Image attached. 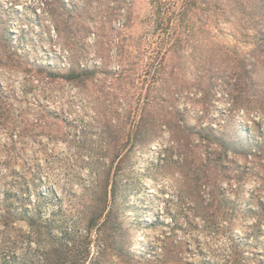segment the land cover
<instances>
[{
    "label": "rangeland",
    "instance_id": "1",
    "mask_svg": "<svg viewBox=\"0 0 264 264\" xmlns=\"http://www.w3.org/2000/svg\"><path fill=\"white\" fill-rule=\"evenodd\" d=\"M116 4V0H0V41L5 39L15 53L0 63V264H45L54 244L67 250L66 264L96 256L106 247L111 248L107 256L112 264H166L165 257L171 260L169 249L179 241L184 244L183 264H211L207 262L219 261L233 239L241 242L249 261L259 264L264 252V185L251 169L264 159L231 155L225 161L235 174L219 181L236 205L230 228L225 223L209 228L201 222L187 224L184 205L192 197L184 185L178 152L169 150L173 135L166 116L171 100L154 106L159 97L153 79L143 76L140 67L147 59L136 74H120V45L127 43L129 54L139 55L135 45L144 31L140 19L127 31L120 29L126 18L122 15L98 28ZM149 4L134 0V14L142 17ZM230 5L234 20L241 18L237 3ZM122 6L126 9L125 3ZM224 21L213 34L221 47H228V60L235 66V54L239 59L253 56L259 35L251 30L245 36ZM4 50L0 42V52ZM200 54L188 51L178 73L189 89L178 93L175 103L190 124L225 126L229 131L235 124L238 134L252 132L256 141L264 139L261 102L251 113L231 112L221 71L209 74L202 66L207 59L199 68L195 56ZM71 66L93 69L92 77L59 78ZM260 71L256 79L263 83L264 68ZM145 116L150 123L138 133ZM153 118L157 122L152 125ZM121 145L126 148L118 153ZM211 150L200 144L204 165L197 167L208 165ZM241 171L250 172L247 180L238 181ZM109 174L107 194L102 184ZM97 216L100 224L92 223L87 238ZM107 218L110 224L100 228Z\"/></svg>",
    "mask_w": 264,
    "mask_h": 264
},
{
    "label": "trees",
    "instance_id": "2",
    "mask_svg": "<svg viewBox=\"0 0 264 264\" xmlns=\"http://www.w3.org/2000/svg\"><path fill=\"white\" fill-rule=\"evenodd\" d=\"M232 1L227 0V3L224 4L221 0H149V8L141 17V15L134 14V0H116L117 4L110 9L109 15L104 19V24L102 27L100 25L98 27L101 29L104 28L105 23L112 24L117 16L122 15L123 17L126 16V18L120 25V29L127 31L132 29L135 24H139L138 20L140 19V25L143 26L144 31L143 36L137 38L138 43L135 45L139 48V55L132 57L127 50V43H122L120 47L123 61L120 74L130 77V72L136 74L141 67L142 75L145 77L151 76L153 79L154 91L157 93L156 97H159V101L155 102L154 106L162 105V101L167 100L165 98L169 97L171 100L168 110L169 115L166 116L170 123L171 137L173 135V143L169 150L178 152L177 157L180 168L186 175L184 185L188 187V194L192 198H190L191 200L188 204L184 205V210L186 213L185 221L190 226L201 222L205 228H209L211 225L225 227V223L230 228L235 216L236 205H234L235 203L232 199L222 192L219 187L221 185L219 181L222 177L232 179L235 174L225 161L231 155L243 156L246 159L251 158L254 161H256L255 159H264V139H262V136L259 141H256L255 138H252V132L244 131L243 134L241 132L238 134L240 129L235 124L233 131H229L225 126L216 128L214 126L204 127L202 124L199 126L190 124L187 114L175 103L176 95L189 89V82L182 80L178 74L182 72L183 57L190 50L193 53L201 51L200 55L195 56L199 62L198 67L200 68V64L207 59L202 66H205V70L209 74L216 70L221 71V80L229 88L228 95L231 100V112L244 110L251 113L252 107H255L253 105H260V101L261 106L258 109L264 115V82L260 83L256 79V73L261 72V67L264 68V0H258L256 3H254V0H234L235 4L237 3L238 5L239 11L243 13L242 17L237 18V20H234L236 17L235 10L230 5ZM122 3L126 4V9L123 8ZM248 8H252L253 11L250 12ZM223 20H225L224 22L235 24L236 28L245 36H248L251 30L259 35L258 41H256L257 47L250 59L247 57L239 59L235 52L233 53L235 54V66L228 60V56L231 55L227 51L229 50L227 49L228 47H221L216 42L213 34L215 33L214 30L221 26ZM2 40L5 41V39ZM4 41H0L5 49V52H0V63L4 59L14 58L13 54H15L13 52L11 54L9 44L7 42L4 43ZM181 57L182 59L179 62H175V59H180ZM145 59H147L146 65L138 67L142 64L141 61ZM209 61L211 62L210 64ZM43 68H47V66L43 65ZM68 70V73H59V78L85 80L91 78L93 72V69L91 70L87 66L79 69L71 66ZM233 70H238L239 72L233 73ZM229 75L231 77L227 79ZM179 87L183 89L179 90ZM187 91L190 92L189 90ZM256 94L262 97L256 98ZM159 114L163 115L161 112ZM142 120L138 133H143L150 123L146 116ZM155 120L153 118L152 125ZM262 129L264 134V121ZM200 144L207 147L212 146V150L205 160L208 165L204 168L196 166L197 163L202 162L201 164H203ZM125 148L126 145H121L117 148V152L119 153ZM258 163L259 166L251 169V171L256 175L260 183L264 185V161ZM247 173L250 174V172ZM247 173L245 171L239 172L238 181L243 178L247 180ZM110 177L111 174L107 177L108 182L102 184L107 194L110 192ZM208 187L211 188V196L206 199L204 194L207 192L206 189ZM261 209L264 210V207ZM100 217H93L87 238L91 236L92 223L93 225L100 224L98 222ZM260 219L262 220V218ZM175 220L177 219L175 218ZM197 220L199 221L197 222ZM109 224L110 221L107 218L99 227L102 228ZM109 231L110 238H114V233L111 230ZM231 243L232 245L227 248L228 251L222 255L219 261L209 260L207 263L253 264L245 256L239 240L233 239ZM182 245L184 246L183 242L179 241L178 244H175V249H169V258L171 260L169 262L168 258L165 257L164 261L166 264H183L185 257ZM53 247V250H49L47 253L45 264H66V261H68L67 250L64 247H58L57 244H54ZM164 248L167 249V244ZM110 250V247H106L102 251L103 254L100 251L93 257L88 254L76 260L73 264H112L108 260L111 256V253L108 252ZM108 253L109 257L107 256ZM120 254L122 255V253ZM159 254L161 255V252ZM124 257L126 258V256H123V260L126 262L127 260ZM128 258L130 257L128 256ZM259 264H264V252L259 258Z\"/></svg>",
    "mask_w": 264,
    "mask_h": 264
}]
</instances>
